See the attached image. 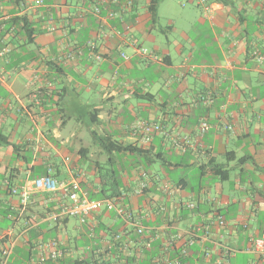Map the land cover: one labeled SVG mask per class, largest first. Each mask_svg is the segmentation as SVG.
Here are the masks:
<instances>
[{"label": "crops", "instance_id": "crops-1", "mask_svg": "<svg viewBox=\"0 0 264 264\" xmlns=\"http://www.w3.org/2000/svg\"><path fill=\"white\" fill-rule=\"evenodd\" d=\"M132 2L0 0L10 49L0 58V246L18 237L9 264H33L52 239L63 256L47 264H264L252 252L264 235V0H181L177 15L160 13L176 0ZM18 16L32 40L9 26ZM140 120L162 132L145 140ZM110 141L145 154L108 152ZM142 172L148 189L137 194ZM48 173L79 179L92 200L115 195L145 236L105 210L54 220L67 200L33 186ZM24 186L22 206L10 191Z\"/></svg>", "mask_w": 264, "mask_h": 264}, {"label": "built area", "instance_id": "built-area-1", "mask_svg": "<svg viewBox=\"0 0 264 264\" xmlns=\"http://www.w3.org/2000/svg\"><path fill=\"white\" fill-rule=\"evenodd\" d=\"M45 0H37V4L43 5ZM128 6H132V0H127ZM96 13L99 14V8H96ZM1 15V14H0ZM111 18L114 17L113 13H110ZM7 19V17H6ZM10 49L8 47H0V58H4ZM141 55H148L147 50L141 49ZM126 59L125 55H122ZM99 60L102 59L101 56H97ZM153 60L159 61L160 59L156 56L151 57ZM162 61V60H160ZM6 74V72H4ZM203 132L209 130V125L206 122L201 124ZM134 130L140 132L145 140H149L153 134L156 132H162V126L159 124L151 123L146 120L137 121L134 124ZM68 161V159L66 160ZM141 182L139 183L138 189L136 190L137 194H142L148 189L149 174L147 172H142ZM35 190H39L46 193H60L64 199L67 200V204L62 206L57 213L53 214L54 220L60 218H76L80 220L81 223H85L93 214L105 210L109 213H115L119 218H121L127 224H137L135 214L122 206L119 203L118 198H105L103 200H92L87 197L86 193L83 192L80 180L74 178L69 181H58L54 179L50 173L34 181L33 184ZM11 194L17 196L20 199L22 206H25L30 202L31 189L28 187H13L11 189ZM125 194L122 196L124 197ZM190 209H194V205H189ZM217 225L220 227L225 226V220L219 218L217 220ZM30 228V224L25 222L24 228L21 230V234H25ZM136 233L139 237H144L146 234L145 228L142 225L136 226ZM117 240H120V235L115 237ZM5 244L0 246V264H9V256L12 253L13 249L16 246L18 237H13V234L10 233L6 237ZM151 241L146 242L145 247L148 249L151 248ZM62 243L57 239L48 240L46 242L40 243L37 249L36 258L34 263L36 264H46L48 262H56L63 256V247ZM252 252L257 256H264V235L257 236L253 239V248ZM154 264H179V262L172 261L170 259L161 260L156 259Z\"/></svg>", "mask_w": 264, "mask_h": 264}, {"label": "trees", "instance_id": "trees-1", "mask_svg": "<svg viewBox=\"0 0 264 264\" xmlns=\"http://www.w3.org/2000/svg\"><path fill=\"white\" fill-rule=\"evenodd\" d=\"M155 6H156V2L153 4L152 14H153L154 18L157 19ZM8 24H9V26L14 27L17 30L24 32L29 40L33 39L35 29H34L32 23L28 20V18L26 16L14 17V18L9 20ZM0 143L7 144L8 141L6 138L0 137ZM106 146H105L106 147L105 150L108 152H115V153L129 152V153H134V154H138V155L145 154V151L143 149L132 147V146H124L122 143H119V142L110 141L108 144H106ZM105 174H107L106 177L109 176V178L107 180H108V183L110 184L111 188H113V190L116 189L119 186L118 180L116 179L118 174L116 172H111L109 174L105 173ZM216 174H220L223 179L225 177L227 178V176H228L227 172H222V171H216ZM107 198H116V196L114 195V196H110ZM122 239H124V236L120 235V240H122ZM35 258H36V256L34 258H32V260H31L33 264H36V263H34Z\"/></svg>", "mask_w": 264, "mask_h": 264}, {"label": "rangeland", "instance_id": "rangeland-1", "mask_svg": "<svg viewBox=\"0 0 264 264\" xmlns=\"http://www.w3.org/2000/svg\"><path fill=\"white\" fill-rule=\"evenodd\" d=\"M170 1H168V3H169ZM176 2H179V4H177V6H178V8H177V6L176 5H174V8H176V10L174 9V10H170L169 11V7H170V9H172L171 8V5L170 4H167V5H169V7L167 6V5H162V7H161V9H160V13H161V15H165V14H168V15H170L169 13H167V11L168 12H170V13H173V14H175V15H177V13H182L183 12V10L184 9H182L181 8V0H176ZM175 2V3H176ZM191 6H188L187 8L189 9ZM176 11H177V13H176ZM179 18V19H178ZM177 24L178 25H184L185 23H186V19L184 18V17H177ZM105 167V166H104Z\"/></svg>", "mask_w": 264, "mask_h": 264}]
</instances>
